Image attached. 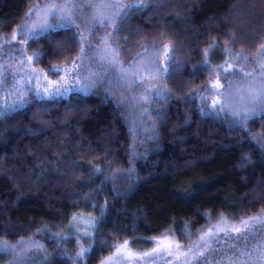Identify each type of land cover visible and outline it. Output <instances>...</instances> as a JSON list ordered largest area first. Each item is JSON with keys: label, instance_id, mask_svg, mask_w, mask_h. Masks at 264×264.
I'll return each mask as SVG.
<instances>
[{"label": "trees", "instance_id": "16d2710c", "mask_svg": "<svg viewBox=\"0 0 264 264\" xmlns=\"http://www.w3.org/2000/svg\"><path fill=\"white\" fill-rule=\"evenodd\" d=\"M43 1L0 0V52L6 41H24L30 68L22 83L38 90L46 89V81L53 84L49 91L69 88L46 100L28 91L30 104L0 117V243L10 246L0 250V264H97L122 241L145 253L169 229L186 240L180 231L186 224L189 233L220 215L236 222L264 216V142L249 139L264 134V112L242 127L243 115L231 113L244 107L230 98L222 111L203 95L214 68L233 62L244 71L256 65L264 45V0H150L132 10L116 35L127 50L118 59L127 65L148 49L137 63L158 59L170 71H145L135 85L108 73L88 92L68 81L76 68L69 61L80 56L81 47L88 49L77 32L99 45L106 28L88 32L61 25L20 33ZM168 45L174 48L162 47ZM88 57L84 64L94 69ZM50 66L59 71L54 74ZM86 74L75 79L82 83ZM235 76L227 78L234 82ZM7 82L0 87V105L18 95L14 79L11 94L5 92ZM223 90L231 94L233 88L222 85ZM79 216L88 227H74ZM79 244L89 251L77 261ZM261 249L264 234L248 241L244 264H264ZM161 257L160 264L184 260L182 254L179 260Z\"/></svg>", "mask_w": 264, "mask_h": 264}, {"label": "snow or ice", "instance_id": "6c2138e0", "mask_svg": "<svg viewBox=\"0 0 264 264\" xmlns=\"http://www.w3.org/2000/svg\"><path fill=\"white\" fill-rule=\"evenodd\" d=\"M150 3V0H131L130 3L124 4L122 0H100L99 3H93V0H65L63 4L53 3L49 11L52 14V18L56 21L57 24H66L69 27L75 28L74 17L79 18V12L84 8L94 9L95 14L91 17L90 22L87 25V30L92 31L94 25L103 23L105 28H111V32H105L103 37L100 38L99 45H93L90 41L86 40V37L77 32L80 43H87L88 49L86 50L81 47L80 56L76 58L75 61H69V63H75L76 68L72 69L70 74L73 76H80L82 72H86V75L82 76V83L76 79L72 80V85L74 87H80L81 91L88 92L91 89L96 88L99 84L105 82V75L111 73L115 76L117 80H123L130 85L138 84L142 80V74L145 71L151 72L153 69L158 71L169 72V68H160L158 59L147 61L143 64H138L137 60L141 56L148 54V49H143L140 52H137L133 57L131 63L125 65L118 59L119 53H127L126 49L120 48L119 44L116 43V35H118L122 29L124 21L131 15L132 10H142L147 7ZM31 11V10H30ZM118 21V22H117ZM51 25L48 22L41 25L44 28H50ZM27 25L20 26L21 32ZM125 43L128 42V37H121ZM15 40V37H13ZM10 43L8 41L5 42ZM174 48V45L162 46ZM212 47H216L215 42H213ZM208 50H206L207 53ZM205 53V54H206ZM38 56V54H36ZM92 57V63L94 64L93 68H87L84 64V61L88 56ZM32 59V57H29ZM246 59V58H245ZM171 58H169V61ZM258 68L261 70L259 74L253 71L245 72L239 66L237 69H233L231 65L227 69L221 68V75L227 77L229 73L239 72L244 78L257 79L259 77H264V45L261 46V49L258 51L257 57L253 59ZM207 64V61H205ZM50 71L54 74L59 71V66H50ZM7 71L0 72V87H3L4 82L7 80ZM32 79L35 78L34 74H29ZM28 84V82H25ZM233 81H227V88H232ZM208 91H211L213 87L219 89L222 87L218 82L213 85L205 86ZM11 91L8 89H5ZM18 95L16 100L13 103L0 105V117H2L7 112L15 109L18 105H27L31 103V100L27 98L28 91H32L36 94V98L40 100H46L54 97L55 95L60 94L61 92L67 93L69 88H60L56 87L53 90L49 91L48 89L38 90L31 87L30 84L25 87L17 89ZM249 93V103L251 105L250 111L235 112L231 114L234 116L243 115V120L240 121L241 126H244V120H247L251 116L255 115L257 108H264V85H261L260 88L253 91L252 89L247 90ZM109 95L112 93L109 91ZM157 96H160L161 93L157 91ZM220 96L224 97V103L221 104L219 101H215L212 107H218L222 111H227L228 101L230 99V94L226 91L220 92ZM206 100V98H205ZM253 142H264V134H261L258 137H249ZM260 147L264 149V143H260ZM133 157L136 156V153H132ZM97 172H101V169H96ZM134 169L129 168L127 174L131 175ZM120 172L114 173L112 178L120 175ZM106 179H109L106 177ZM98 220H93V224L98 223ZM261 225L264 224V216H254L248 217L247 219H242L239 224H230L226 217L221 216L217 221L216 225L209 227L207 231L201 230L199 239L194 244L193 248H189L186 252L181 253V245L176 244L175 251H173V245L171 241L164 243L163 241L158 242L160 246L152 249L150 252H145L141 256H136L132 252H128L127 258L131 260H151L154 259L157 254L162 256L173 257L174 259L179 260V256L182 254L184 256L183 264H223V260L227 258L232 264H244L242 258L248 253L244 251V248L247 247L248 241L254 239L258 234H264V227H250V225ZM221 225H227V227H222ZM188 225L186 224L183 229H180L181 233L188 235ZM168 231H172L169 229ZM85 236L91 237L90 233H84ZM167 240V237H165ZM232 241V243H228ZM129 242H125L127 244ZM10 246L7 242L0 243V250L9 249ZM235 250L234 256H227L228 251ZM89 249H82L81 252L77 253V261H79L83 255L88 252ZM124 248H117V254L122 255L124 253ZM261 259L264 260V249H261ZM219 256V259L217 258ZM235 257V258H234ZM19 259V258H17ZM106 264V262H102Z\"/></svg>", "mask_w": 264, "mask_h": 264}, {"label": "rangeland", "instance_id": "374dc122", "mask_svg": "<svg viewBox=\"0 0 264 264\" xmlns=\"http://www.w3.org/2000/svg\"><path fill=\"white\" fill-rule=\"evenodd\" d=\"M99 2H100V0H93V3H99ZM53 3L63 4V3H65V0H47V1L45 0L43 2L36 4L34 6L35 9L33 10L32 14L30 16V20L28 22V24H30V25L27 26L24 30L26 32H29V28H36L37 30L48 29V28L41 27V25L45 24V22H48L51 25H53L52 27H58L61 25H66V24H57L56 21L52 18V14L49 11V9H51V6ZM122 3L127 4L130 2H129V0H122ZM94 14H95L94 9H89V8L82 9L79 12V18L74 17L75 27H78V28L82 27V28H85L87 30V25L90 22L91 17ZM97 26H103L104 27L103 23L96 24V25H94L93 30ZM52 27H50V28H52ZM106 31L111 32L112 29L106 28V30H104V33ZM20 33H21V30H20ZM27 38H28V35L26 33H24L22 39H27ZM23 44H24L23 40L16 42V43L12 42V43L6 44L3 48V50L0 52V65L2 66L1 72L7 71V73H8L7 85L9 86V88L7 86V89L10 90L11 92H12L11 82L13 79L15 80L16 83H18V87H17L18 89H20L21 87H24L23 83H25L26 80L23 81V83H22L21 76L25 73L23 75L25 77L26 72L30 68L29 64L25 62V60H26L25 55L22 51ZM88 59H89V57L86 59V62H88ZM229 65H231V67L234 70L237 69L236 64L233 62H227L222 68L227 69L229 67ZM63 68L65 70L68 69L67 66H63ZM244 71L245 72L253 71V72H256L257 74H259V72L261 70L258 68L257 65H254L252 67L251 66L246 67L244 69ZM70 72H68L69 73V79H68L69 82L71 81V79H75L77 77V76L71 75ZM233 73H234V75H236L235 76L236 79L233 83V87H232L233 90L230 94L231 95L230 98L234 101V103L239 104L240 109H243V107H244L243 110L250 111L251 110V105L249 103L250 97H249V93L247 90L252 89L253 91H255L256 89L260 88L261 85H264V77L258 76L257 79L244 78L242 75L239 74V72H233ZM220 74H221V68H214L212 79L208 85L214 86L217 82L220 85H227L226 80L230 81V79H228L227 77H226V79H224V77L221 78ZM52 85L53 84H50L49 81H46L43 84V86H44L43 88L50 90V87ZM61 86H64V84ZM205 86L203 88V95L209 96L211 104H213L215 101L221 102L222 98L220 97V92H221L220 89H222V87L219 89L213 87V89L211 91H208ZM65 87H67V86H65ZM5 92L7 93L6 90H5ZM12 99H15V97L12 96ZM240 105H242V106H240ZM216 110L218 111V109H216ZM258 112H264V108H257L256 113H258ZM220 217H221V215H220ZM220 217H218V219L209 218L208 222L205 225H203L201 228H199L197 230H193L192 232H189L188 235H186L189 238H186V240H184V239L182 240L181 238H178L173 230L172 231L166 230L165 232L156 236V240H155L156 245L160 246L158 244V242H161V241H163L164 243L171 241L172 245H173V250H175L174 246L176 244L181 245V249L191 247L193 244H195L194 242H196L197 238H199V236L201 234V230L207 231V229L209 227L216 225L217 221L220 219ZM224 217L227 218L229 223H231V224L234 223L233 225L239 224V222H240V221L236 222L234 219L227 217V216H224ZM221 226H224V225H221ZM74 227L75 228H81V227L86 228V227H88V223H87V220L85 219V217L79 216L74 221ZM165 237H167V240H165ZM125 242L126 241L120 242L113 252L105 255L102 258V260L100 262H98L97 264H102V262H106V264H160V261L158 262V260H160L162 258L161 257L162 255H160V254H157L154 259L147 260V261H144V260L137 261L134 259L129 261V259L127 258L129 251L134 253L136 256H141L143 253L136 250L129 243L125 244ZM117 248H124L125 249L124 253L122 255H118L117 254ZM81 250H82V247L79 244V248H78L74 258L77 257V253L81 252ZM227 256H230V255H227ZM232 256H234V255H232ZM217 258L219 259V256H217ZM174 261L175 260H173L171 264H173ZM183 261L184 260H179V261H176L175 263L183 264V263H181ZM193 264H195V262H193ZM223 264H232V262L229 261L227 258H225L223 260Z\"/></svg>", "mask_w": 264, "mask_h": 264}]
</instances>
